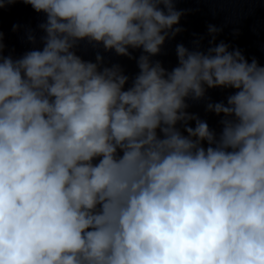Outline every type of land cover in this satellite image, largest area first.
Masks as SVG:
<instances>
[{
	"label": "clouds",
	"instance_id": "obj_1",
	"mask_svg": "<svg viewBox=\"0 0 264 264\" xmlns=\"http://www.w3.org/2000/svg\"><path fill=\"white\" fill-rule=\"evenodd\" d=\"M22 2L47 19L42 50L0 55V264H264V66L223 41L152 61L182 31L174 0ZM85 39L143 50L130 88ZM216 87L237 90L207 105L219 137L186 111Z\"/></svg>",
	"mask_w": 264,
	"mask_h": 264
}]
</instances>
